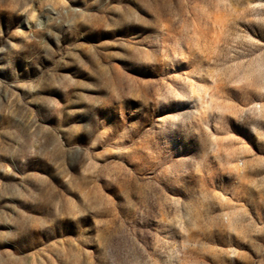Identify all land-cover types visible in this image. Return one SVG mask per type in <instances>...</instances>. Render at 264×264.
Returning <instances> with one entry per match:
<instances>
[{"label": "rangeland", "instance_id": "1", "mask_svg": "<svg viewBox=\"0 0 264 264\" xmlns=\"http://www.w3.org/2000/svg\"><path fill=\"white\" fill-rule=\"evenodd\" d=\"M264 0H0V264H264Z\"/></svg>", "mask_w": 264, "mask_h": 264}, {"label": "snow or ice", "instance_id": "2", "mask_svg": "<svg viewBox=\"0 0 264 264\" xmlns=\"http://www.w3.org/2000/svg\"><path fill=\"white\" fill-rule=\"evenodd\" d=\"M262 71H264V70H262ZM262 91H264V89H262Z\"/></svg>", "mask_w": 264, "mask_h": 264}]
</instances>
